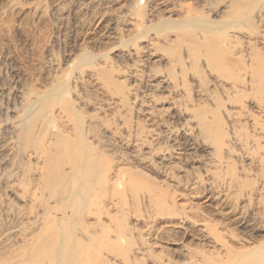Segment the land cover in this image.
Wrapping results in <instances>:
<instances>
[{"label":"rangeland","instance_id":"rangeland-1","mask_svg":"<svg viewBox=\"0 0 264 264\" xmlns=\"http://www.w3.org/2000/svg\"><path fill=\"white\" fill-rule=\"evenodd\" d=\"M227 1L181 0L211 18L219 17ZM36 7L42 8L41 14L35 13ZM135 13L150 21L164 14L163 7L151 9L149 0H0V251L15 239L14 210L23 207L17 199L22 193L20 171L6 150L5 127L25 94L44 91L62 78L99 163L123 170V182L128 172L135 173L178 214L158 217L147 197L135 200L124 184L118 185L114 208L128 213L125 222L134 236L128 250L134 252L141 243L146 249L133 253L138 264L168 260L181 264L186 259L180 253L182 245L194 247L198 242L194 231L205 226L216 229L227 247L239 251L260 244L264 253V232L251 213L256 199L219 176L216 156L195 128L198 110L207 108L203 94L210 83L200 84L190 71L181 73L159 60L166 53L164 38L122 46V40L135 34L129 24ZM84 51L95 56L91 65L96 68L75 67ZM101 69H112L123 84L120 93L109 91L120 97L117 101L105 94ZM164 77L173 81L166 88ZM174 83L178 86L171 87ZM235 156L237 169L249 167L239 154ZM104 207L103 200L99 208ZM179 218L183 225L161 229L165 220ZM184 227L188 234H183Z\"/></svg>","mask_w":264,"mask_h":264},{"label":"bare ground","instance_id":"bare-ground-1","mask_svg":"<svg viewBox=\"0 0 264 264\" xmlns=\"http://www.w3.org/2000/svg\"><path fill=\"white\" fill-rule=\"evenodd\" d=\"M149 3L151 9L163 7V16L150 21L139 13L131 14L129 24L135 34L120 44L164 38L170 44L166 43V53L159 60L181 73L190 71L200 84L210 83L203 94L207 108L198 110L197 134L212 148L219 176L256 199L251 213L264 232V0H229L218 18L197 12L181 0ZM42 11L35 8V13ZM94 57L81 52L75 67L92 66ZM98 74L105 94L117 101L120 97L110 92L120 93L123 84L114 78L112 69L98 70ZM170 76H176L174 71ZM171 78L161 80L163 88L172 84ZM69 90L61 78L44 91L28 92L5 127L6 150L20 171L22 193L17 199L23 207L14 210L11 234L15 239L0 251V264H138L133 253L146 249L141 243L134 252L128 250L134 245L132 228L125 222L128 213L114 208L119 184L135 200L147 197L158 217L178 215L151 187L142 185L135 173L128 172L123 182V170L109 162L99 163ZM235 154L249 167L237 169ZM103 200L106 207L99 208ZM181 225L183 218L169 219L161 229ZM188 233L184 227L183 234ZM194 233L198 242L189 249L182 245L180 253L186 259L181 264H264L260 244L237 251L225 245L216 229L205 226Z\"/></svg>","mask_w":264,"mask_h":264}]
</instances>
